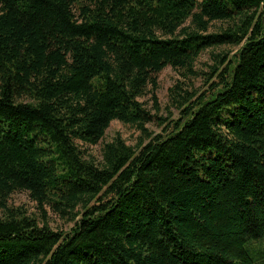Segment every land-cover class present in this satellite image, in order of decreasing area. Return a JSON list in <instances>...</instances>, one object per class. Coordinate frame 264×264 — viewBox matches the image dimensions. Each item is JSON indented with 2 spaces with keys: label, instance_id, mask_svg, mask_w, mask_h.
<instances>
[{
  "label": "trees",
  "instance_id": "trees-1",
  "mask_svg": "<svg viewBox=\"0 0 264 264\" xmlns=\"http://www.w3.org/2000/svg\"><path fill=\"white\" fill-rule=\"evenodd\" d=\"M240 45L196 101L170 89L182 115L153 136L141 97L151 85L157 106L159 74ZM114 120L146 137L97 160L85 147ZM17 191L74 226L7 207L0 264H259L264 0H0L4 207Z\"/></svg>",
  "mask_w": 264,
  "mask_h": 264
},
{
  "label": "rangeland",
  "instance_id": "rangeland-1",
  "mask_svg": "<svg viewBox=\"0 0 264 264\" xmlns=\"http://www.w3.org/2000/svg\"><path fill=\"white\" fill-rule=\"evenodd\" d=\"M187 25L193 27L188 22ZM221 26L220 22H213L210 32L217 31ZM240 46H221L209 47L203 50L193 65L192 71L186 69H174L172 66L166 67L158 76V87L156 89L157 106L154 99V90L152 86H148L145 94L141 97V101L154 115L153 121L148 123L147 128L152 132L153 136L157 134H165L172 129L175 122L181 117L182 109L175 106L171 97L170 89L179 83L184 91H187V98H191V102L196 101L204 94L212 90V86L220 81V73L224 70L226 63H223L229 56L230 58L236 54ZM217 54H221L217 58ZM226 56V57H225ZM216 59L218 61H216ZM158 107V108H157ZM117 135H121L129 145L135 146L138 141L144 139L146 135L136 127L125 124L119 120L112 121L107 129L103 141L97 145H86L88 153H91L97 160L102 158V147L105 142L112 141ZM9 208H20L27 215L36 218L41 224L45 221L49 226L58 231H69L74 226V221L62 219L51 211L49 207H45L47 216L43 214L41 207L31 199L26 191H17L7 199L6 207L0 200V218H2ZM253 249L257 251L256 258L259 264L264 263V244L253 245Z\"/></svg>",
  "mask_w": 264,
  "mask_h": 264
}]
</instances>
